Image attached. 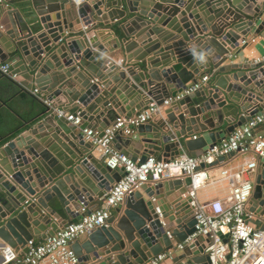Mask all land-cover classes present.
Masks as SVG:
<instances>
[{"label":"water","instance_id":"1","mask_svg":"<svg viewBox=\"0 0 264 264\" xmlns=\"http://www.w3.org/2000/svg\"><path fill=\"white\" fill-rule=\"evenodd\" d=\"M125 17L126 26H134L123 38L114 35L111 46L91 36L93 21L111 26ZM254 27L257 33L264 28V0H0V61L10 63L13 73L30 79L50 100L68 96V102H61L69 103L68 112L102 118L105 126L97 125L100 132L116 116L146 109L147 94L175 96L198 76L210 74L194 96L163 108L166 116L160 121L136 127L147 151L140 159L152 154L167 160L182 151L197 156L264 108V66L225 63ZM166 28L180 33V38L164 32ZM147 32L154 38L141 50ZM120 48L126 53L124 66L111 57ZM201 53L207 56L204 63L199 61ZM172 60L181 67L170 64ZM52 68L55 72L50 74ZM10 81L26 89V80ZM224 121L227 126L216 130ZM23 123L8 135L0 133V263L5 245L24 248L29 239L53 235L77 219L85 198L88 202L101 198L124 175L123 167L104 165L80 128L70 126L51 108ZM196 132L201 135L194 138ZM191 181L185 176L153 187L143 184L115 207L106 225L88 232L83 240L75 238L72 248L87 264L145 263L172 246L168 230L177 242L194 231L196 220L183 196ZM253 185L248 208L261 217L264 227V161ZM204 241L209 238L199 235L162 264H208L205 246L199 248Z\"/></svg>","mask_w":264,"mask_h":264},{"label":"built area","instance_id":"2","mask_svg":"<svg viewBox=\"0 0 264 264\" xmlns=\"http://www.w3.org/2000/svg\"><path fill=\"white\" fill-rule=\"evenodd\" d=\"M83 30L87 31L86 25ZM254 40L255 37H246L240 41V46ZM252 63L264 66V54L255 57ZM118 64L122 66L121 61H118ZM0 73L18 80V74L10 70V63L0 61ZM207 80L208 76L203 75L196 82L187 83L175 96L161 94L158 97L161 93L158 91L153 95L147 94L149 104L146 109L130 116H116L102 132L83 125L80 111L76 114L70 113L64 107L55 105L54 101L47 98L37 87L34 88L32 92L46 107L65 118L69 124L80 128L84 138L92 143L97 157L104 165L111 169L123 167L124 175L99 198V204L91 208L85 198L80 209L76 211L79 215L75 221L46 239H29L23 253L18 248L5 245L2 248L3 259L0 264H86L71 246L75 238L106 225L112 216V208L123 203L129 194L140 189L143 184L156 185L160 181L185 176L192 179L183 196L188 198L189 207L193 210L196 220L194 231L184 240L177 242L168 230L172 246L143 264H162L166 259H172L183 252L186 246L193 244L199 235L209 238V241L204 243L208 264H264V227L257 223L261 217L248 208L254 189L251 175L256 173L260 161H264V130L259 129L264 124V108L238 125L221 141L206 146L197 156L184 153L171 159L159 160L155 155L148 154L144 159H140L133 158L112 145L117 133L121 136L133 135L138 125L151 121L163 107L173 101L192 95ZM160 99L162 102H159ZM232 152L248 157L236 168L221 167L215 182L226 183V194L204 200L199 196V190L205 187L211 167L221 156ZM156 210L162 219L160 208L157 207Z\"/></svg>","mask_w":264,"mask_h":264},{"label":"crops","instance_id":"3","mask_svg":"<svg viewBox=\"0 0 264 264\" xmlns=\"http://www.w3.org/2000/svg\"><path fill=\"white\" fill-rule=\"evenodd\" d=\"M148 1L151 3H154L156 0H148ZM2 8L4 9V12L2 14V18H4L6 16V10H5L6 7L4 4H3ZM131 17H132V15H131ZM127 18L128 17L120 19V20L116 21L111 26L99 25V23L95 24V22L93 21V25L90 28L91 36L94 37L96 42H99V43L103 44L104 46L109 47L112 45V42L114 43V39H113L114 35L118 36L119 38H123V37H125V31H127V32L130 31V29H132L131 27L134 26V24H131V26H129V27L126 26L125 22H126ZM52 22H54V21H52ZM188 22L191 23L190 18L188 19ZM178 24L180 25V27H182V25H183L182 22L178 23ZM83 27H84V25H83ZM103 27H106V28H103ZM256 28L257 27H254L253 30L249 33V35L247 37V38L255 37V40L253 42L246 44V46H244V47L240 46V47H237V49L233 50L232 54L230 55V57L228 59H226L225 63H228V62H232V63L252 62V60L255 57L264 54V28L261 31H259L258 33L255 32ZM165 31L172 32V33L178 35V38H180V33H176V31H173L172 29L166 28V29H164V32ZM185 31H187V29L184 28L183 32H185ZM4 33H5V31H4ZM146 34L148 35V37L146 39H144V41L141 43V45H140L141 50L146 46V45H144V42H147L148 39L154 38L153 33H152V35H150V33H148V32ZM160 37L161 36H157V37L155 36L156 39H154V40H161ZM133 40H137V39H133ZM163 45H164V43H163ZM137 49H138V47L136 49H134V51ZM134 51H132V52H134ZM125 54L126 53H125L124 48H120L119 50H116L115 52H113L111 54V57L113 58V60L115 59V60L121 61L122 66H124L125 63H123L122 59H125ZM137 54H139V53H137ZM170 64L174 65L177 69H179L181 67V64H176L173 60L170 62ZM134 71L137 75L140 74V70L137 67H134ZM52 72H55V68H52L49 71L50 74H52ZM60 72H63V70ZM204 75H207L208 78L210 76V74H204ZM201 77L202 76H198V79H200ZM147 78H148V76H147ZM10 79L11 78H9V77L7 78V76L5 77L0 73V133L2 135H8L11 131H13L14 128L19 127V125H22L24 119L29 120L30 118H32L33 116H35L39 112H42L44 109H46V106L39 99H37L35 94L32 92L33 89L36 88V86L31 82L30 79H27V78L23 77L22 75L18 74V81H17L18 83L26 80L25 85H27V86H25L26 87L25 90H22L19 86L16 85V83L13 84V82H11ZM130 82H132V80H130ZM71 83L77 88V90L80 92V94L83 93V89L79 86V83H76L75 81H72ZM128 83H129V81H128ZM205 83H203V85ZM193 94H192V96H194ZM130 97L133 99L138 98V102H141L140 101L141 99L139 96L135 97L133 95ZM145 100H147V98H145ZM61 102H68V96H66V95H64V97L60 96L59 100H57V102L54 101L55 105H61L64 108H66L69 103H65L67 105H63ZM121 108H123V107L121 106ZM163 108H165V107H163ZM84 110L86 112L85 108H84ZM165 116L166 115L164 114V110L162 109L160 111V113L157 114L151 120V123L156 122V121L158 122L161 120L162 117H165ZM103 118L105 120H108L106 117H103ZM82 120H83V125L89 126L92 128L94 127L97 129V125L98 126H105V121H99V120H102V118H100L98 120L94 113H90L89 115H88V113L87 114L84 113V115L82 116ZM111 123L112 122H110V124ZM201 123H203L202 120L200 122H198L197 126H199V124H201ZM227 124L228 123L226 121H224V124L222 126H220L219 128H216V130H220L221 128H225L227 126ZM69 125L74 126L72 124H69ZM23 128L25 129L26 126H23ZM23 128H21V129H23ZM104 128H102V129H104ZM198 128L200 129V127H198ZM259 129L264 130V124H262L259 127ZM204 134L206 135V137L208 139L207 132H205ZM200 135H201V133L196 132V136H200ZM32 136L36 142H39L40 139H38L36 137V135H32ZM187 137L188 136H186V138ZM139 138H140V136L138 135L137 130H135L133 135H130V136L119 135V137H115L112 145L114 148L125 152L126 154H128L129 156H131L133 158H141L144 154H146L147 151H145V147L143 146V143L139 141ZM184 153H186V152L182 151L180 154H184ZM247 157H248V155H242V154L235 153V154L227 156L225 159L216 160V162L211 167L210 176H209L208 180L206 181L205 187H203L199 190V196L201 198H203L204 200H209L211 198H214V197H217L220 195L221 196L225 195L226 191H227L226 183L225 182H218V181L215 182V179L217 177V174H218L220 168L221 167L236 168ZM85 172L88 173L87 170ZM253 177H254V175H251L252 180H253ZM151 186L153 187L154 184L151 183ZM143 194H144V192H143ZM144 195H145V197H147L146 194H144ZM174 195H176V191L174 194H172L170 196L173 197ZM99 203H100V199H95L93 202H89V206L97 205ZM112 212L115 213V208H112ZM261 221L262 220L260 219V221L258 220L257 223L259 225L263 224V223H261ZM85 237H86V235H82V236L78 237V239L83 240V239H85ZM34 239L43 240V239H38L37 237H34ZM204 243H205V241L201 242L199 244V246H200L199 248L203 247ZM18 250L21 253H23L25 251V247L24 248L18 247ZM1 253H2V250H1ZM1 258H2V256H0V259Z\"/></svg>","mask_w":264,"mask_h":264},{"label":"clouds","instance_id":"4","mask_svg":"<svg viewBox=\"0 0 264 264\" xmlns=\"http://www.w3.org/2000/svg\"><path fill=\"white\" fill-rule=\"evenodd\" d=\"M207 55H210V53H208ZM206 59H207L206 54L201 53L200 56H199V61H200L201 63H204V62H206Z\"/></svg>","mask_w":264,"mask_h":264},{"label":"bare ground","instance_id":"5","mask_svg":"<svg viewBox=\"0 0 264 264\" xmlns=\"http://www.w3.org/2000/svg\"><path fill=\"white\" fill-rule=\"evenodd\" d=\"M190 209H191V207H190ZM191 211H192V213H193V210L191 209Z\"/></svg>","mask_w":264,"mask_h":264},{"label":"trees","instance_id":"6","mask_svg":"<svg viewBox=\"0 0 264 264\" xmlns=\"http://www.w3.org/2000/svg\"><path fill=\"white\" fill-rule=\"evenodd\" d=\"M38 99V98H37Z\"/></svg>","mask_w":264,"mask_h":264}]
</instances>
